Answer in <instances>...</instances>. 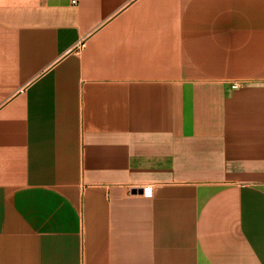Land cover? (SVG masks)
Masks as SVG:
<instances>
[{
    "label": "crops",
    "instance_id": "crops-1",
    "mask_svg": "<svg viewBox=\"0 0 264 264\" xmlns=\"http://www.w3.org/2000/svg\"><path fill=\"white\" fill-rule=\"evenodd\" d=\"M0 264H264V0H0Z\"/></svg>",
    "mask_w": 264,
    "mask_h": 264
},
{
    "label": "built area",
    "instance_id": "built-area-1",
    "mask_svg": "<svg viewBox=\"0 0 264 264\" xmlns=\"http://www.w3.org/2000/svg\"><path fill=\"white\" fill-rule=\"evenodd\" d=\"M233 86L236 87V85H233ZM143 194L145 196H151V194H152V187H151V185H146V186L143 187Z\"/></svg>",
    "mask_w": 264,
    "mask_h": 264
}]
</instances>
